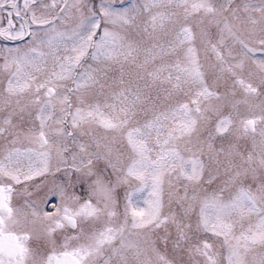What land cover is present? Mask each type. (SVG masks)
Instances as JSON below:
<instances>
[{
    "label": "snow or ice",
    "instance_id": "snow-or-ice-1",
    "mask_svg": "<svg viewBox=\"0 0 264 264\" xmlns=\"http://www.w3.org/2000/svg\"><path fill=\"white\" fill-rule=\"evenodd\" d=\"M0 264H264V0H0Z\"/></svg>",
    "mask_w": 264,
    "mask_h": 264
}]
</instances>
